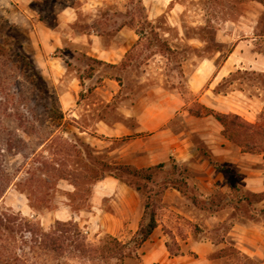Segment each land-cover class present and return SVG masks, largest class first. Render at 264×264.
Wrapping results in <instances>:
<instances>
[{
    "label": "rangeland",
    "instance_id": "374dc122",
    "mask_svg": "<svg viewBox=\"0 0 264 264\" xmlns=\"http://www.w3.org/2000/svg\"><path fill=\"white\" fill-rule=\"evenodd\" d=\"M217 113L238 119L224 126ZM0 115L8 130L23 124L10 137L24 140L22 155L0 151L9 175L0 264H162L148 260L145 241H130L134 234L84 231L91 169L161 164L148 181L123 169L106 175L138 193L139 223L146 203L159 218L165 188L198 190L185 182L178 145L205 163L200 171L230 165L239 178L226 159L264 153V0H0ZM35 121L51 141L39 144ZM138 156L152 165L136 167ZM58 164L60 179L44 168ZM102 205L115 207L110 198ZM215 257L262 264L230 245Z\"/></svg>",
    "mask_w": 264,
    "mask_h": 264
},
{
    "label": "crops",
    "instance_id": "0c3cea01",
    "mask_svg": "<svg viewBox=\"0 0 264 264\" xmlns=\"http://www.w3.org/2000/svg\"><path fill=\"white\" fill-rule=\"evenodd\" d=\"M108 55L107 52L103 59L107 60ZM172 152L177 162L190 171L186 184L198 190L188 197L174 187L165 188L156 226L144 242L148 260L162 264H215L213 261H220L216 252L230 245L241 255L264 264V196L252 203L244 198L250 193H264V153L244 151L239 159H226L239 168L238 178L228 171L229 164L223 165L225 170L200 171L205 163L193 160V153L182 145ZM136 160L134 165L139 168L152 165L141 156ZM106 198L113 201L114 210L102 205ZM199 198L210 201L209 205L198 207L195 201ZM138 203V193L118 179L105 176L96 180L83 229L89 234L104 232L129 239L139 226ZM196 226L201 229L196 230ZM173 242L179 248L177 253L170 249Z\"/></svg>",
    "mask_w": 264,
    "mask_h": 264
},
{
    "label": "trees",
    "instance_id": "16d2710c",
    "mask_svg": "<svg viewBox=\"0 0 264 264\" xmlns=\"http://www.w3.org/2000/svg\"><path fill=\"white\" fill-rule=\"evenodd\" d=\"M215 116H216L217 120H219L224 126H226V124H227L226 118H228V117L232 118L231 121L229 122L230 124L234 123L235 119H238L237 115L229 116L226 114L217 113V114H215ZM5 124H7V123L4 120V116L0 115V151L1 150L12 151L14 149L15 153H12V154L22 155V153H20L19 149L23 147V145H20V143L22 142L24 144V140H22V139L12 140L10 136H11V134H13V132L15 133L16 130L20 126H22L23 124L19 123L21 125L17 124L18 125V127L16 126L17 129L16 128L15 129L10 128L9 130L7 129L8 127H6L8 125H5ZM28 124L30 126L31 132H36V134L41 135V139H40V143H39L40 145H43V144L52 140V138H53L52 132H47L43 135L40 132V130H38V127L40 128V125L38 124V126H35V125H37L36 121L34 123L28 122ZM242 124H246L248 126L251 125L250 123L243 121V120H242ZM3 135H7V137L6 136L3 137ZM14 136H15V134H14ZM0 157L4 158V154L0 153ZM0 161H1L0 162V199H1L4 195V193L6 192L8 185H9L8 184L9 175L5 171L6 166H7V165H5L6 162H4V159H2V160L0 159ZM59 165L60 164H58L57 167H55V166L48 167L45 165L44 168H45V170H48L50 172L57 174V179H60V178H63V174H64L63 172H64L65 168L62 166V164H61V166H59ZM110 166L111 165H109V164L105 165V164L100 163L98 166V170L91 169L92 177L96 178V180H99V179L105 177L107 175V173L110 172V170L112 168L118 172L121 171V169H123L125 171V173H127V175H129L132 178L136 177L137 175H141L144 173L142 178L144 180L148 181L152 177L151 170L154 168L160 167L161 164L150 166V167H147L144 169L143 168L134 169L128 165H118V166L113 165V167H110ZM41 175L42 176L37 177V178H39L38 180H40L41 182H43L45 184L49 183L50 180L48 179L47 175L44 172H42ZM58 175H59V177H58ZM113 176L115 178L120 179V176H118L117 173ZM128 184L130 185V183H128ZM137 190H138V188H137ZM146 195H147V199H148L150 194L147 193ZM148 208H149V205H148V203H146L145 204V214H147V216H145L140 221L137 231L134 233V236L130 239V241L134 242L136 245H139L142 242H144L156 226V219L154 217V210H150V212H148ZM49 241H51V238Z\"/></svg>",
    "mask_w": 264,
    "mask_h": 264
},
{
    "label": "built area",
    "instance_id": "2783aa9c",
    "mask_svg": "<svg viewBox=\"0 0 264 264\" xmlns=\"http://www.w3.org/2000/svg\"><path fill=\"white\" fill-rule=\"evenodd\" d=\"M154 264H158V263H154Z\"/></svg>",
    "mask_w": 264,
    "mask_h": 264
}]
</instances>
